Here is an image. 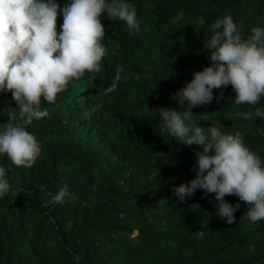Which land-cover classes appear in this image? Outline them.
Masks as SVG:
<instances>
[{"label":"trees","instance_id":"trees-1","mask_svg":"<svg viewBox=\"0 0 264 264\" xmlns=\"http://www.w3.org/2000/svg\"><path fill=\"white\" fill-rule=\"evenodd\" d=\"M62 9L71 0H54ZM111 3L112 0H106ZM134 6L139 32L101 16L106 54L100 72L69 81L54 103L41 98L48 116L24 124L10 92H0V131L8 124L34 135L41 153L31 168L0 155L10 185L0 197V264H264V220L250 222L239 204L235 222L216 215L215 195L198 189L183 202L172 188L195 177L197 145L160 135L153 109L189 108L173 94L211 65L204 48L217 19L230 15L248 38L264 28V0H124ZM58 11L56 30L61 31ZM118 68L122 79L104 94ZM223 93V99L217 100ZM231 85L213 89L193 120L222 134L240 132L264 166V119L235 112L264 111L234 103ZM74 201L49 204L61 187Z\"/></svg>","mask_w":264,"mask_h":264},{"label":"clouds","instance_id":"clouds-1","mask_svg":"<svg viewBox=\"0 0 264 264\" xmlns=\"http://www.w3.org/2000/svg\"><path fill=\"white\" fill-rule=\"evenodd\" d=\"M58 11L63 23L56 30ZM126 22L129 33L139 32L134 6L124 0H71L62 9L54 0H0V92H10L19 107L24 124L47 117L41 110V98L55 102L66 91L69 81L81 80L85 73L100 72V62L106 54L101 43L105 36L101 16ZM213 35L204 45L209 51L211 65L193 74L191 81L173 94L189 108L183 113L172 108L153 109L162 120L160 135L174 137L178 143L201 149L195 152V177L187 184L172 188L178 201L183 202L198 189L215 195L216 215L232 224L239 204H230L225 196L235 195L250 207L246 218L255 223L264 220V166L259 156L245 146L240 132L222 134L217 127H204L193 120L191 109L208 105L213 89L231 85L237 105H256L264 96V28L255 27L248 38L230 15L217 19ZM123 68L116 70L113 82L104 94L114 92L122 79ZM223 99V93L217 95ZM234 116L264 119V111L235 112ZM264 135V129H257ZM41 153L34 135L23 126H8L0 131V155H5L16 167L31 168ZM10 185L6 170L0 167V197ZM49 204H63L76 196L65 185Z\"/></svg>","mask_w":264,"mask_h":264}]
</instances>
